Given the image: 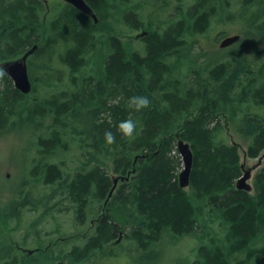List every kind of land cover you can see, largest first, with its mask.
<instances>
[{
  "label": "trees",
  "instance_id": "1",
  "mask_svg": "<svg viewBox=\"0 0 264 264\" xmlns=\"http://www.w3.org/2000/svg\"><path fill=\"white\" fill-rule=\"evenodd\" d=\"M86 1L100 17L98 22L70 3H64L56 18L48 21L45 0H0V61L18 58L37 43L33 54H38L36 63L43 66L52 55L51 49L54 51L62 42L68 48L64 47L60 60L74 75L88 65L84 49L90 44L99 40L108 50L100 71L82 70L72 89L56 95L46 92L29 98L14 87L0 67V134L19 124L38 134L39 152L46 157L33 168V174L39 166L41 171L31 183L51 186L41 198L30 189L21 192L8 211L0 210V218L20 216L27 206L46 207V212L52 206L61 211L64 201L65 208L72 206L83 219L93 202L105 199L103 213L94 221V233L84 246L67 254L69 262L65 264H78L95 249L103 248L119 236L120 223L125 221L129 226L126 235L141 255L153 254L152 247L167 230L186 235L201 227L206 231L201 234L203 240L210 224L219 222L226 234L202 245L194 264H230L237 254H242L238 264H252L259 254L257 241L264 237V168L255 176L254 192L236 188L243 174L240 147L221 136L223 127L217 113L225 111L228 116L232 112L234 117L233 106L243 109L245 103L264 104L261 66H254L264 54V20L258 16L250 20L257 31L251 34L250 44L239 46L241 38L230 47L232 53L213 54L219 57L211 56L210 61L198 64L204 55L193 53L196 45L189 44V38L205 32L211 16L230 0H196L183 19L163 31L146 29L142 37L144 52L128 49L122 39L110 34L111 26L102 24L109 9L117 7L118 1L129 0ZM263 2L242 3L248 11ZM98 32L103 33V41ZM251 44L253 52L249 55ZM30 74L38 87L41 78ZM40 82L39 86L43 85ZM133 95L147 96L150 106L142 112L128 109V98ZM129 118L137 122V128L132 138H124L116 126ZM240 119L239 130L251 139L247 155L260 156L264 150L262 113L254 115L247 109ZM106 131L115 134V143L105 142ZM179 137L189 142L194 152L189 189L179 184L183 163ZM71 142L79 143L83 151V162L74 173L66 171L64 159L56 160L65 156ZM111 168L115 173L135 174L108 199L114 184ZM55 243L35 248L31 256L46 252ZM16 246H0L5 247L0 249V264H20L18 256L13 255ZM136 259L143 264L140 257Z\"/></svg>",
  "mask_w": 264,
  "mask_h": 264
},
{
  "label": "rangeland",
  "instance_id": "2",
  "mask_svg": "<svg viewBox=\"0 0 264 264\" xmlns=\"http://www.w3.org/2000/svg\"><path fill=\"white\" fill-rule=\"evenodd\" d=\"M49 2L48 17L45 15L48 21L56 18L60 8L64 7V1L62 0H49ZM118 2L117 7L109 9L107 14L102 17V24L111 26L110 34L122 39L128 49L144 52L145 42L142 39L143 36L138 37V35L144 33L146 29L163 31L169 25L183 19L196 0H129L124 3ZM242 2L243 0H230L228 5L225 4L223 9H218L217 13L211 16L210 27L205 32L189 38V44L196 45L193 53L204 55L200 57L198 64L210 61L213 59L211 56L215 57L213 54L224 51V53H221L224 56L232 53L230 52V47L233 48L234 45L226 48L219 46L220 41L226 35L241 34L242 39L238 42L241 47H245V44H250L253 41L251 34L255 33L256 35L257 31L255 26L250 25L249 22L257 18L264 20V16H262V13H264V2L260 7H249L248 11ZM256 16L258 17L255 18ZM102 24L99 23V25L103 26ZM104 26L106 27V25ZM102 34V32H98L97 36L103 41ZM195 38H197V42ZM65 46L67 47V45L60 42L56 45L54 51L52 48L53 53L51 51V57L42 63L43 66H39L40 63H36L37 53L29 57L28 69L32 81V91L26 96H30L29 98L36 95L42 96L46 92L47 95H56L59 92L72 89L74 82H78L79 77L82 76L80 74L82 70L86 72H91L93 69L100 71L108 51L106 47L100 45L99 40H97L96 44H90L84 49V56L88 65L81 67L82 70L73 75L71 68L60 60L61 54L65 53ZM247 50L249 55L253 52L252 44ZM218 57L216 56L215 58ZM256 61L258 64L255 63L254 66L256 68L261 66V74L263 75L261 82L264 83V54L258 57ZM182 71L184 73L187 72L185 66H182ZM30 72L33 73L35 79H38L37 76L41 78L40 81L44 87L43 85L39 86L40 81H38V87L35 88V82ZM244 105L243 109H236L233 106L235 110L234 117L231 116L232 112H228V116H226L225 111H221L217 115L223 127L221 136L231 143L238 144L241 151V163L245 164L247 168H253L249 180V183L253 185L255 176L264 168V150L260 154L261 157L252 158L247 155L246 152L251 139L239 130V124H242L239 121H241L240 116L242 117L247 109H250L254 115L255 113H262V117H264V104L251 106V103H245ZM197 112L198 110L194 111V114ZM6 130L0 134V210L8 211L11 201L18 198L21 192H26L30 189L32 194L41 198L46 191L51 189V186H36L35 181L31 183L32 178H35L34 176L41 171L39 166L37 174H33V168L37 163H40L39 160L42 157H46L39 152L41 145L36 142L38 134H33L32 129L25 124H19L18 127L15 125L12 129ZM67 139L74 140L71 137ZM69 148L65 156H57L56 160L60 162L61 158L62 160L64 159L63 161L66 162L63 166L66 171L74 173L81 165V162H83L81 161V152L83 151H81L77 142H71ZM259 161H261L260 165H258ZM182 168L183 163L180 171ZM128 172L119 174L113 172L112 168L110 169L112 177L127 175ZM242 173H244L243 170ZM134 174L132 173L127 181H130ZM125 181L119 180L117 188L113 192L114 194L117 193V190ZM251 192H254L253 189ZM104 201L105 199L100 203L93 202L83 219L79 218L77 211L73 210L72 206L65 208L67 207V202L64 203V201L61 203V206L64 207L61 211L52 209V206H48L52 209L48 212H46V207L36 209L27 206L22 210L20 216L10 217V220L0 218V246H16L18 244L13 255L16 254L18 256L20 264L68 263L67 254L74 248L84 246L88 238L94 233L96 227L94 221L103 213ZM52 203L54 202H50V205ZM119 217H121L120 214ZM120 224L121 231H119L118 237L107 243L103 248L95 249L96 251L92 252L91 256L78 264H142L137 261V257L144 260L143 264H194L199 259V248L202 245L211 244L210 239L212 237L223 238L226 234L224 225L219 222L210 224L207 230V238L203 240L201 234L206 231L201 227L195 232L186 235H177L167 230L163 234L162 239L152 247L155 251L153 254L141 255L142 251L138 250L136 243L126 235L129 229V226H126V221ZM118 239L119 241H117ZM52 241L57 243L45 250L46 252L37 253L36 257L31 256L35 254V248L47 247L52 244ZM256 247L259 250V254L252 264H264V237L258 239ZM0 249L3 250L5 247ZM30 250L33 252H29ZM240 256L242 254L234 256L233 260H230V262L232 261L230 264H238L237 259ZM149 260L151 263H149Z\"/></svg>",
  "mask_w": 264,
  "mask_h": 264
},
{
  "label": "water",
  "instance_id": "3",
  "mask_svg": "<svg viewBox=\"0 0 264 264\" xmlns=\"http://www.w3.org/2000/svg\"><path fill=\"white\" fill-rule=\"evenodd\" d=\"M64 1L74 5L82 12L93 16L95 22H98V17L96 13L92 9V7L86 2V0H64ZM45 2L47 3V7L49 9L48 0H45ZM146 33L147 31L139 34L138 37L140 36L142 37ZM241 37H242L241 34L227 35L220 41L219 46L221 48L230 46L235 42L239 41ZM37 48H38V44L35 43L20 57L15 59L0 61V67L4 69L8 73V75L13 79L15 87L25 94H29L32 91V81L30 79L29 69H28V58L36 51ZM178 145H179V150L183 154L185 160L184 170L181 172L179 176V184L181 187L187 188L190 186L191 172L194 164V152L191 148L190 143L185 141L181 137L178 138ZM260 163L261 161H259L258 165H260ZM242 167L244 169L243 170L244 173L238 179L236 183V187L238 189H245L251 191L253 189V185L249 183V180L251 178L253 168L252 167L247 168L245 164H243ZM133 172H135V169H133ZM131 173L132 171H129L127 175H119L114 177L113 179L114 184L109 192L108 199L109 197H111L114 190L116 189L119 180H129ZM119 239L117 241H119ZM29 252H33V251L30 250Z\"/></svg>",
  "mask_w": 264,
  "mask_h": 264
},
{
  "label": "clouds",
  "instance_id": "4",
  "mask_svg": "<svg viewBox=\"0 0 264 264\" xmlns=\"http://www.w3.org/2000/svg\"><path fill=\"white\" fill-rule=\"evenodd\" d=\"M150 104L151 101L147 96L133 95L128 98L126 107L135 112H142L144 109L148 108ZM116 128L124 138H132L136 132L137 122L130 118L121 120ZM104 135L107 144L111 145L115 143V134L113 132L106 131Z\"/></svg>",
  "mask_w": 264,
  "mask_h": 264
},
{
  "label": "bare ground",
  "instance_id": "5",
  "mask_svg": "<svg viewBox=\"0 0 264 264\" xmlns=\"http://www.w3.org/2000/svg\"><path fill=\"white\" fill-rule=\"evenodd\" d=\"M48 2H49V0H48ZM87 2V1H86ZM67 3V2H66ZM88 3V2H87ZM89 4V3H88ZM90 5V4H89ZM91 6V5H90ZM92 7V6H91ZM47 9H48V7H47ZM93 9V8H92ZM50 10V2H49V9H48V11ZM95 12V11H94ZM96 13V12H95ZM96 15H97V13H96ZM93 17V16H92ZM97 17H98V15H97ZM98 21H99V17H98ZM146 31V30H145ZM144 31V32H145ZM236 34H239V33H236ZM231 35H234V34H231ZM242 36V35H241ZM242 38V37H241ZM238 42V41H237ZM236 43V42H235ZM231 46V45H230ZM227 47H229V46H227ZM224 48H226V47H224ZM5 76V75H4ZM2 88V87H1ZM178 150H179V145H178ZM179 153H180V155H181V159H182V161H183V168H182V170L179 172V176H180V174H181V172L184 170V164H185V160H184V157H183V154L181 153V151L179 150ZM261 157V156H260ZM243 165V164H242ZM244 170V169H243ZM243 175V174H242ZM241 175V176H242ZM240 176V177H241ZM239 177V178H240ZM238 178V179H239ZM238 179H237V181H238ZM237 181H236V183H237ZM237 188V187H236Z\"/></svg>",
  "mask_w": 264,
  "mask_h": 264
},
{
  "label": "flooded vegetation",
  "instance_id": "6",
  "mask_svg": "<svg viewBox=\"0 0 264 264\" xmlns=\"http://www.w3.org/2000/svg\"><path fill=\"white\" fill-rule=\"evenodd\" d=\"M62 1H64V0H62ZM64 3H66L65 1H64ZM93 8V7H92ZM94 10V9H93ZM95 11V10H94ZM96 12V11H95ZM101 21V20H100Z\"/></svg>",
  "mask_w": 264,
  "mask_h": 264
}]
</instances>
